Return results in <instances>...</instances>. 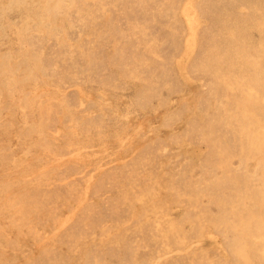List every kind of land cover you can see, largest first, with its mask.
I'll return each mask as SVG.
<instances>
[{
	"label": "rangeland",
	"instance_id": "rangeland-1",
	"mask_svg": "<svg viewBox=\"0 0 264 264\" xmlns=\"http://www.w3.org/2000/svg\"><path fill=\"white\" fill-rule=\"evenodd\" d=\"M263 3L0 0V264H243L264 87L207 63H259Z\"/></svg>",
	"mask_w": 264,
	"mask_h": 264
},
{
	"label": "bare ground",
	"instance_id": "bare-ground-1",
	"mask_svg": "<svg viewBox=\"0 0 264 264\" xmlns=\"http://www.w3.org/2000/svg\"><path fill=\"white\" fill-rule=\"evenodd\" d=\"M85 1V0H84ZM197 1V0H195ZM39 2V1H38ZM194 3V2H193ZM193 3L191 5V8L193 7ZM28 4V3H27ZM186 4V3H185ZM188 5V4H187ZM190 5V4H189ZM20 7V6H19ZM187 7V6H185ZM104 8V7H103ZM40 10V9H39ZM7 11V10H6ZM196 11V10H193ZM184 13V12H183ZM37 15V14H36ZM41 15V14H40ZM257 16L254 17H243V18H239L238 19V23L236 26V33L238 34H244L246 37L250 32H257L260 33L263 41H264V3L262 8L257 12L256 14ZM188 20L189 23L192 27V23H193V19L190 16H188ZM3 18V17H2ZM44 19V18H43ZM197 19V18H195ZM198 20V19H197ZM187 21V20H186ZM51 22V21H50ZM62 24V23H61ZM199 24V23H198ZM197 25V24H196ZM200 26V25H198ZM193 28V27H192ZM189 29V28H188ZM39 30V29H38ZM41 30V29H40ZM196 30V29H195ZM44 32V31H43ZM191 32V31H190ZM24 33V32H23ZM189 36V35H188ZM65 37V36H64ZM194 37V36H193ZM195 38V37H194ZM191 40V39H189ZM188 40V41H189ZM193 38L192 41L189 42V49H187V51L189 52L192 47L195 45V40L193 43ZM61 41V40H60ZM194 44V45H193ZM262 45V43L260 44V46ZM185 46V45H184ZM187 46V45H186ZM257 46H259V43L257 44ZM262 47V46H261ZM188 48V47H187ZM185 50V49H184ZM29 52V51H28ZM187 52V53H188ZM239 57V61H235L234 58L232 57V55H226L225 57V64L223 67H219L216 61L214 60H210L207 65L208 67H211V71H215L217 73H228L229 74V81H230V85L231 87L233 86H237L238 88L241 87H245V85L247 86H255V85H262L264 87V84H262L263 80H264V54L260 57V61L259 63H257V65H255V63H253L252 61H250L245 55L244 53H239L238 54ZM16 56V55H15ZM183 58V57H182ZM29 60V59H28ZM30 63V62H29ZM35 63V62H34ZM180 64V63H179ZM14 65V64H13ZM186 65V64H185ZM32 66V65H31ZM2 67V66H1ZM26 67V66H25ZM251 68V70L249 72L246 71L247 68ZM20 68V67H19ZM27 68V67H26ZM8 69V68H7ZM28 69V68H27ZM237 70V71H236ZM34 72V71H33ZM230 72H236L235 75L237 76H230ZM39 73V72H38ZM181 73V72H180ZM35 75V74H34ZM182 76V75H181ZM4 77V76H3ZM183 77V76H182ZM187 77V75H186ZM18 78V77H17ZM17 82V81H16ZM17 84V83H16ZM46 84V83H45ZM38 87V86H37ZM43 87V86H42ZM48 87V86H47ZM197 87V86H196ZM0 88L1 87V83H0ZM40 89V88H39ZM58 89V88H57ZM230 89V88H229ZM256 91V90H255ZM1 92V91H0ZM52 94V93H51ZM261 95V94H260ZM1 96V95H0ZM81 102V101H80ZM45 104V103H44ZM42 105V104H41ZM254 103H253V97L252 96H248L247 98L241 100L240 102H238L237 106L238 109L242 112V113H251L249 112L252 107H253ZM43 108V107H42ZM256 125L259 128H262L264 130V122H260L259 120L256 121ZM71 144V143H70ZM264 138L261 137L259 139L258 142V149L259 150H263L264 149ZM263 145V146H262ZM74 146V145H73ZM16 162V161H15ZM89 164V163H88ZM28 167V166H27ZM46 184V183H45ZM60 184V183H59ZM5 187V186H4ZM47 188V187H46ZM12 197V196H11ZM14 197V196H13ZM32 200V199H31ZM141 202V201H140ZM143 205V204H142ZM10 209V207H9ZM12 209V208H11ZM14 210V209H13ZM138 214V213H137ZM157 215V214H156ZM69 219V218H67ZM61 225V224H60ZM158 225V224H157ZM170 225V223H169ZM64 226V225H63ZM58 227V226H57ZM173 228V226H170ZM60 228V227H59ZM241 229V228H240ZM202 230V229H201ZM21 231V230H20ZM25 232V231H24ZM242 232V231H241ZM206 233V232H205ZM45 234V233H44ZM262 235L264 236V222L262 223H255L249 226L246 234H243L240 238H239V242H241L242 244H244V248L247 250H245L246 252H248L250 245L253 243L252 242V235ZM252 236V237H251ZM26 237V236H25ZM40 238V237H39ZM209 239V238H208ZM207 239V240H208ZM264 239V237H263ZM182 241V240H181ZM220 241V240H219ZM209 242V241H208ZM255 245V243H254ZM191 246V245H190ZM256 246V245H255ZM8 247V246H7ZM243 249V246L241 247ZM253 249V248H252ZM263 249V248H262ZM250 251V250H249ZM239 252H244V251H239ZM244 252V253H246ZM260 252V251H259ZM237 253V252H236ZM242 254V259H243V264H246V262L248 261L247 256L245 254ZM264 256V253H262V250L259 254L260 256ZM239 257V256H238ZM249 258V257H248ZM262 258V257H260ZM227 259V258H226ZM256 259V258H255ZM257 260V259H256ZM263 260V259H262ZM156 261V260H155ZM161 261V260H160ZM264 264V262H263Z\"/></svg>",
	"mask_w": 264,
	"mask_h": 264
}]
</instances>
